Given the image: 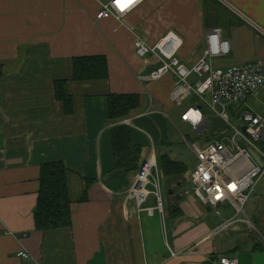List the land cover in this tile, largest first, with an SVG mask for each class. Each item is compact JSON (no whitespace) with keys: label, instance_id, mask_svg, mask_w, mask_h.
I'll list each match as a JSON object with an SVG mask.
<instances>
[{"label":"crops","instance_id":"obj_1","mask_svg":"<svg viewBox=\"0 0 264 264\" xmlns=\"http://www.w3.org/2000/svg\"><path fill=\"white\" fill-rule=\"evenodd\" d=\"M217 2L141 0L120 20H99V0H0V264H219L222 256L264 264V233L262 240L244 220L248 228L235 224L217 233L224 223L215 225L207 215L214 208L189 193L186 175L177 191L184 195L178 201L183 214L168 215L164 226L158 213L139 212L128 197L138 171L115 166L112 133L119 125L130 127L144 145L141 162L153 148L159 162L151 134L160 132L152 120L168 112L152 87L165 82L171 99L177 81L172 74L150 84L138 79L152 61L136 55L138 35L154 44L176 32L183 39L181 59L193 65L203 55L207 31L220 27L232 50L214 60L216 67L264 59V0ZM92 55L107 57L109 78L74 80L73 58ZM58 79L69 80L73 115L55 96ZM112 93L140 94L141 105L128 117L111 119ZM48 161L71 169L73 222L40 231L35 210L41 165ZM86 189L88 199L81 201ZM253 195L264 201V190ZM155 203L151 196L146 206ZM173 203L167 197L166 209Z\"/></svg>","mask_w":264,"mask_h":264},{"label":"built area","instance_id":"obj_2","mask_svg":"<svg viewBox=\"0 0 264 264\" xmlns=\"http://www.w3.org/2000/svg\"><path fill=\"white\" fill-rule=\"evenodd\" d=\"M99 1L97 19L120 20L141 0H132L130 4L127 0H121L122 4H127L123 9L117 4V0ZM259 30L264 34L262 28ZM182 46L183 39L176 32H169L154 44L138 35L134 40L136 55L152 61L137 77L142 83L150 84L167 75H174L177 81L171 92V99L178 106H182L193 94L202 98L204 103L186 108L181 113V120L203 138L213 123V117L229 123V110L233 107L230 105L237 103L238 108H241L243 103L264 86V59L227 68L216 67L214 60L229 55L232 50L231 41L220 27L207 31L203 55L193 65H188L181 59ZM149 66H153V70L149 71ZM238 119L242 126H233V147L212 138H203L201 144L191 143L198 163L185 174L191 183L189 193L214 208L219 215L222 214L218 207L224 203H230L238 214H246V203L264 176V115L243 110ZM124 122L128 123L130 120L125 119ZM154 150L155 148L141 162V168L128 190V197L135 200L139 212L145 211L152 216L158 213L165 226L168 217L165 179ZM255 155L262 163L257 161ZM151 196L155 197L156 203L146 206ZM246 217L242 220L225 221L217 233L225 231L238 221L244 220L252 225V220ZM178 254L179 252L171 250L172 256ZM20 255L30 256L27 252H21ZM219 261V264H239L238 260L230 256H222Z\"/></svg>","mask_w":264,"mask_h":264},{"label":"trees","instance_id":"obj_3","mask_svg":"<svg viewBox=\"0 0 264 264\" xmlns=\"http://www.w3.org/2000/svg\"><path fill=\"white\" fill-rule=\"evenodd\" d=\"M210 2V0H204ZM216 3L217 0H212ZM74 80H106L110 76L108 59L105 55L78 56L73 58ZM4 75L0 65V80ZM55 96L63 105L66 115L75 113V99L69 90L68 79H58L54 82ZM141 105L140 94L108 95L109 116L111 119L128 117L132 111ZM143 144L134 140L130 127L119 125L112 133V149L115 166L127 172L139 171L143 154ZM159 164L162 167L166 180V187L181 189L180 182L185 183V173L188 171L184 162L171 158L163 151H159ZM71 169L64 161H48L41 165L40 190L35 210L36 229L47 231L59 227H68L73 222V200L70 195L68 179ZM166 190V188H165ZM88 199L87 189L81 201ZM176 201L167 210V216L181 217L183 210Z\"/></svg>","mask_w":264,"mask_h":264},{"label":"rangeland","instance_id":"obj_4","mask_svg":"<svg viewBox=\"0 0 264 264\" xmlns=\"http://www.w3.org/2000/svg\"><path fill=\"white\" fill-rule=\"evenodd\" d=\"M224 12L225 11L222 12L223 17ZM218 23H222V18L218 21ZM225 29H227V27ZM168 89L169 87L165 84V82H163L162 85L160 83L159 85L152 87V91L155 95H157L159 101L165 106L168 114L166 116L162 112L161 114H156V117H154L152 121L160 134L158 135V137L157 134L154 133L151 135L153 136V140L154 138L156 139V148L169 154L171 158L184 162L187 165V169L189 171L193 170L198 163L196 153L193 150L191 143L196 142L198 144H201L203 138H212L233 147L232 138L235 134L233 126H242L240 120L238 119L240 112H242L243 110H249L254 112L255 114L264 115L263 87L260 90V94L258 96L254 95L250 97L245 104H242L241 108H238L237 103L230 105L233 107L229 110L231 116L229 123L224 122L218 117H213V123L209 127V131L207 132V134H204L202 138L188 124L182 122V120L180 119L181 113L186 108H188L189 106H199L204 103L202 98H200L196 94H193L184 101L183 106H178L172 101V99H169L170 91ZM144 137L145 140L147 138V143H145V145H147L148 147L151 146L149 135L144 134ZM188 140L190 142H188ZM255 190H264V176L260 179ZM253 194L246 203V214H238L230 203H224L222 206H220L219 209L226 220H242L247 218L246 216H249V218L253 221L252 225L249 224L252 227L250 229L254 230L258 234L260 233L258 236L263 240L261 234L264 233V227L262 224V219L264 217V201L259 197L256 198ZM165 197H168L167 187L165 191ZM207 215L217 221V224L215 225H218L219 223H225V219H223L215 209L211 213H207ZM236 225L241 228H248L249 226L248 224L246 225L242 223V221H238ZM245 234L249 235L250 231Z\"/></svg>","mask_w":264,"mask_h":264},{"label":"water","instance_id":"obj_5","mask_svg":"<svg viewBox=\"0 0 264 264\" xmlns=\"http://www.w3.org/2000/svg\"><path fill=\"white\" fill-rule=\"evenodd\" d=\"M153 68H150V70H152ZM246 128H244L245 130ZM256 159L258 162L262 163L260 158L255 155ZM168 197H169V202L172 203V202H175V201H179L181 199H183L184 195L180 192H176V190L174 188H169L168 189Z\"/></svg>","mask_w":264,"mask_h":264},{"label":"snow or ice","instance_id":"obj_6","mask_svg":"<svg viewBox=\"0 0 264 264\" xmlns=\"http://www.w3.org/2000/svg\"><path fill=\"white\" fill-rule=\"evenodd\" d=\"M131 2H132V0H127V3H128V4H130ZM117 4H118L119 6H121L122 9H123V7H126V6H127V4H122V3H121V0H117Z\"/></svg>","mask_w":264,"mask_h":264}]
</instances>
